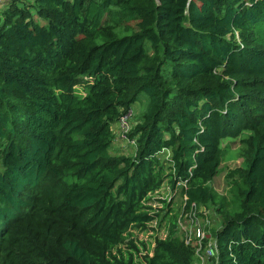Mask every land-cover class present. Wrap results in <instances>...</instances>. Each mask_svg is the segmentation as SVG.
<instances>
[{"label": "trees", "instance_id": "16d2710c", "mask_svg": "<svg viewBox=\"0 0 264 264\" xmlns=\"http://www.w3.org/2000/svg\"><path fill=\"white\" fill-rule=\"evenodd\" d=\"M141 95L136 147L112 151ZM184 180L220 217L217 264H264V0L0 3V264H195L176 216L150 257L129 240Z\"/></svg>", "mask_w": 264, "mask_h": 264}, {"label": "built area", "instance_id": "2783aa9c", "mask_svg": "<svg viewBox=\"0 0 264 264\" xmlns=\"http://www.w3.org/2000/svg\"><path fill=\"white\" fill-rule=\"evenodd\" d=\"M6 1L8 0H0V3ZM129 117L128 113L119 120L118 138L132 148H135V140L127 138V134L131 128ZM160 154V157H163L167 161L171 158L170 149L164 148ZM170 174L175 175L173 169L170 171ZM186 184L187 181L184 180L175 182L171 186L168 181H165L160 189L148 194L143 204L144 210L152 218L146 224L147 227L152 232L160 231V235L162 236L161 238L156 237L151 244V255L155 241L165 240L169 235L170 218L176 216L174 236L179 238L185 246L192 249L196 259L195 264H217V241L214 234L220 228L219 225L216 226L217 223L221 222L220 217L218 218L216 212L208 205L188 203ZM177 198H180L178 212L173 214L171 209ZM153 201L155 202L154 204H152ZM212 228H214L213 232L211 231ZM147 255L149 256V253Z\"/></svg>", "mask_w": 264, "mask_h": 264}, {"label": "rangeland", "instance_id": "374dc122", "mask_svg": "<svg viewBox=\"0 0 264 264\" xmlns=\"http://www.w3.org/2000/svg\"><path fill=\"white\" fill-rule=\"evenodd\" d=\"M34 19H37V17H35ZM105 22L109 20L108 17H105L103 19ZM43 23V22H42ZM131 26H134L133 23H130ZM146 104H147V99L144 95H141L139 97V102L134 105L132 107L133 111H132V116L130 117V123L134 124L137 121L141 120V115L145 112V108H146ZM111 130L114 134V136L116 135V138L118 137V133H119V126L118 124H113L111 125ZM119 141H121L118 138ZM223 148H225L226 152L223 156V162L219 168L218 171V175L213 179V181L211 182L210 186L212 187V189H214V191H216L218 194L222 195V196H226L227 198H230V195L228 193V185L225 181V174L233 169L239 168L241 167V165L243 164V159L240 156V144L238 140L235 141H229V140H225L223 142ZM112 151L115 152H120V150H114L111 149ZM179 200L180 198H177L172 206L171 212L174 214L175 212H178V205H179ZM155 202L153 201L152 204H154ZM212 210L215 211V208H213L212 206H210ZM218 216V215H217ZM219 218V216H218ZM220 226V222L216 224V226ZM214 228L211 229V231L213 232ZM131 236L129 237V240H132L134 242V245L139 249L140 253L138 254L140 258H144L145 256H148L147 254L149 253V256L151 255V244L154 242L155 238H161L162 236L160 235V231L156 232V231H151L149 227H147V225H145V227H141V228H134L131 229L130 231ZM154 238V239H152ZM128 240V241H129ZM141 244H143L144 246H142ZM142 260V259H141Z\"/></svg>", "mask_w": 264, "mask_h": 264}, {"label": "crops", "instance_id": "0c3cea01", "mask_svg": "<svg viewBox=\"0 0 264 264\" xmlns=\"http://www.w3.org/2000/svg\"><path fill=\"white\" fill-rule=\"evenodd\" d=\"M132 111H133V109H131L129 111L130 117L132 116ZM117 139H118V137H117ZM125 148H130L131 149L132 147L130 145L126 144V143H123L122 141L116 140V135H115V142H114V145H113L112 149L120 150V152L119 151L118 152L121 153L122 151L125 150Z\"/></svg>", "mask_w": 264, "mask_h": 264}]
</instances>
